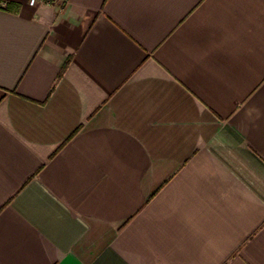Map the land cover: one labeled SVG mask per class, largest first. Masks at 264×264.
Masks as SVG:
<instances>
[{
	"label": "crops",
	"instance_id": "1",
	"mask_svg": "<svg viewBox=\"0 0 264 264\" xmlns=\"http://www.w3.org/2000/svg\"><path fill=\"white\" fill-rule=\"evenodd\" d=\"M0 264H264V0H0Z\"/></svg>",
	"mask_w": 264,
	"mask_h": 264
},
{
	"label": "built area",
	"instance_id": "2",
	"mask_svg": "<svg viewBox=\"0 0 264 264\" xmlns=\"http://www.w3.org/2000/svg\"><path fill=\"white\" fill-rule=\"evenodd\" d=\"M30 5L37 6L39 4H54L57 0H26Z\"/></svg>",
	"mask_w": 264,
	"mask_h": 264
}]
</instances>
